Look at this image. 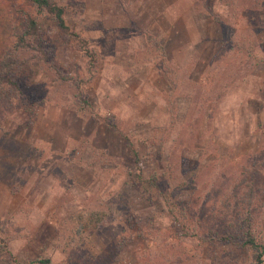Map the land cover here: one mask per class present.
I'll list each match as a JSON object with an SVG mask.
<instances>
[{"label":"rangeland","instance_id":"obj_1","mask_svg":"<svg viewBox=\"0 0 264 264\" xmlns=\"http://www.w3.org/2000/svg\"><path fill=\"white\" fill-rule=\"evenodd\" d=\"M59 3L93 58L37 15L46 56L0 125V264H250L222 235L243 177L264 237V11L221 29L219 0ZM25 13L0 0V59ZM248 35L259 60L229 47Z\"/></svg>","mask_w":264,"mask_h":264},{"label":"trees","instance_id":"obj_2","mask_svg":"<svg viewBox=\"0 0 264 264\" xmlns=\"http://www.w3.org/2000/svg\"><path fill=\"white\" fill-rule=\"evenodd\" d=\"M28 1L34 13L23 14L20 31L15 35L12 47L0 59V125L4 121L5 117L15 109L16 100L19 98L21 99V91L18 83L19 71L21 70V67L29 60L34 61L46 56V49L43 47L44 39L38 30L37 15H46L50 17L57 29L58 35L61 38L66 41H71L76 49L86 55L89 59L93 58L92 53L87 49L85 40L77 32L71 31L68 28L64 18L66 5L59 3L61 0ZM219 1L227 9L224 16L215 15L214 17L215 22L220 23L221 29L225 28V26L229 24V20L231 18L242 17L245 19L246 17L253 16L254 19H256L259 12L264 11V0ZM67 4H78L79 7L81 5V3L71 1ZM253 21L256 22L257 19ZM147 38L149 43L157 45V42L154 41L152 36L148 35ZM242 40L243 41L233 42L228 37L227 42L231 45L229 47L239 48L240 51L243 52L244 56L254 58V60H259V58L257 59L255 57L254 48L260 46V44L249 35ZM126 147L132 154L133 163H136V172L129 174L135 179V181L142 183L143 180L141 178V171L138 169L137 152L133 149L129 141L126 142ZM258 164L264 171V159L259 160ZM150 178H153V176ZM150 178L145 179L144 182L152 183L154 178L151 180ZM131 180L132 179L129 178V181ZM237 185H242L243 188L241 189V195H238L237 197L240 207L233 211V217H235L236 221H232L230 223V234L222 236L225 239H229L228 237L231 239L235 238L236 244L244 247L248 251L251 260L250 264H262L264 261V237L256 233L253 227V215L250 214L252 199L255 196V186L253 181H249L247 178L243 177L239 179ZM228 206L229 202H225L224 207L227 208ZM170 212L173 213V209H171ZM186 233L188 236L194 235L191 230L186 231ZM3 239H0V251L5 250V245L2 244L4 243ZM231 239L229 240L232 241ZM28 264H49V260L47 258H42L35 261H29Z\"/></svg>","mask_w":264,"mask_h":264}]
</instances>
